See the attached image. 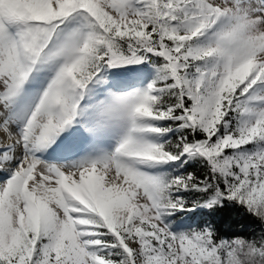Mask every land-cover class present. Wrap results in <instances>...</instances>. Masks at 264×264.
<instances>
[{
    "label": "snow or ice",
    "instance_id": "snow-or-ice-1",
    "mask_svg": "<svg viewBox=\"0 0 264 264\" xmlns=\"http://www.w3.org/2000/svg\"><path fill=\"white\" fill-rule=\"evenodd\" d=\"M0 134V264H264V0H0Z\"/></svg>",
    "mask_w": 264,
    "mask_h": 264
},
{
    "label": "trees",
    "instance_id": "trees-1",
    "mask_svg": "<svg viewBox=\"0 0 264 264\" xmlns=\"http://www.w3.org/2000/svg\"><path fill=\"white\" fill-rule=\"evenodd\" d=\"M195 170L199 172V169ZM204 220H211L218 229L220 236L224 238L230 239L235 236L251 238L259 232L258 222L235 209H225L211 217L197 216L192 218V221L190 222L202 223Z\"/></svg>",
    "mask_w": 264,
    "mask_h": 264
},
{
    "label": "bare ground",
    "instance_id": "bare-ground-1",
    "mask_svg": "<svg viewBox=\"0 0 264 264\" xmlns=\"http://www.w3.org/2000/svg\"><path fill=\"white\" fill-rule=\"evenodd\" d=\"M0 135H2V134H0Z\"/></svg>",
    "mask_w": 264,
    "mask_h": 264
}]
</instances>
